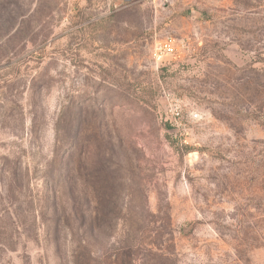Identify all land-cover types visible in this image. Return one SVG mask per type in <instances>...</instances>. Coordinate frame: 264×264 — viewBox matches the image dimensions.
<instances>
[{
	"label": "rangeland",
	"instance_id": "rangeland-1",
	"mask_svg": "<svg viewBox=\"0 0 264 264\" xmlns=\"http://www.w3.org/2000/svg\"><path fill=\"white\" fill-rule=\"evenodd\" d=\"M0 264H264V0H0Z\"/></svg>",
	"mask_w": 264,
	"mask_h": 264
},
{
	"label": "built area",
	"instance_id": "built-area-1",
	"mask_svg": "<svg viewBox=\"0 0 264 264\" xmlns=\"http://www.w3.org/2000/svg\"><path fill=\"white\" fill-rule=\"evenodd\" d=\"M177 46L178 45L173 38H166L157 42L153 47V58L155 62H162L165 56L174 55L177 51Z\"/></svg>",
	"mask_w": 264,
	"mask_h": 264
},
{
	"label": "trees",
	"instance_id": "trees-1",
	"mask_svg": "<svg viewBox=\"0 0 264 264\" xmlns=\"http://www.w3.org/2000/svg\"><path fill=\"white\" fill-rule=\"evenodd\" d=\"M72 235V233H70Z\"/></svg>",
	"mask_w": 264,
	"mask_h": 264
}]
</instances>
